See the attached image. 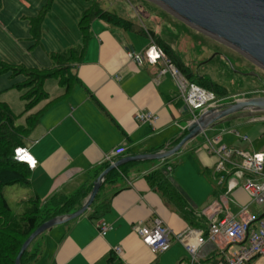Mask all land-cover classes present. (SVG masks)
Instances as JSON below:
<instances>
[{
    "label": "crops",
    "instance_id": "0c3cea01",
    "mask_svg": "<svg viewBox=\"0 0 264 264\" xmlns=\"http://www.w3.org/2000/svg\"><path fill=\"white\" fill-rule=\"evenodd\" d=\"M47 1L0 0V61L28 68H50L48 54L80 44L77 25L86 5L82 0H53L42 24L41 45L31 48L28 19L35 17ZM90 30L91 38L82 60L73 69L78 81L66 96H62L63 90L55 79L44 82L49 99L31 112L43 109L39 124L21 149L29 162L35 163L29 168L30 193L42 204L52 197L73 200L65 207L69 214L80 208L81 189L91 185L99 168L108 164L105 158L111 152L120 151L114 158L117 160L167 151L186 133L191 122L169 69L161 62L151 65L147 61L145 52L151 45H144L135 39V34L112 28L100 20L93 21ZM128 54L138 56L141 61ZM10 88L0 89V93L8 94ZM17 100L21 104L20 93ZM221 100H216L215 108L223 106L218 104ZM0 103L7 104L14 115L24 111L22 104L14 113L9 100L2 98ZM140 112L154 114L156 121L138 124L134 116ZM242 120L245 119L209 127L166 160L119 168L104 181L90 209L77 219L45 232L37 245L39 254L24 264H189L187 253L174 240V234L191 229L206 236L209 225L226 215L236 219L263 218L264 206L253 207L240 182L232 177L231 169L219 174L218 158L204 152L210 141L215 148L225 146L264 156V145L258 142L264 129L254 118L246 124H240ZM261 121L264 123V118ZM180 154L188 156L190 175L198 184L195 190L185 182L184 185L177 174L178 165L182 164ZM163 167L184 193L192 223L185 221L160 192L149 187L145 177ZM222 175L225 180L220 184ZM208 200L211 201L208 207L198 212L197 205ZM100 204H107L105 212L99 219H92L95 207ZM242 208H246L244 213ZM154 220H160L171 231L170 248L160 255L146 248L135 233L136 228L150 226ZM102 223L110 226L104 236L100 235ZM116 250L120 253L116 254ZM236 250L208 242L200 251V260L204 263L214 253L224 258Z\"/></svg>",
    "mask_w": 264,
    "mask_h": 264
},
{
    "label": "trees",
    "instance_id": "16d2710c",
    "mask_svg": "<svg viewBox=\"0 0 264 264\" xmlns=\"http://www.w3.org/2000/svg\"><path fill=\"white\" fill-rule=\"evenodd\" d=\"M82 1L86 5V8L81 13L77 25L80 33V44L59 53L48 54L51 63L50 68H27L23 65H11L0 61V75L8 74L11 78L22 77V80L12 85L10 89L17 90L20 93V100L24 103V111L19 115H14L7 104L0 103V264H14L20 248L27 238L40 225L50 219L69 215L67 213L68 209L65 210V207L73 201L61 197H52L42 204L39 198L33 194L26 200L20 202L23 206V211L16 214L11 210L3 194L4 189L11 186H20L29 189L31 171L25 163L16 161L14 154L16 150L25 148L30 134L39 124L43 109L33 113L31 112L38 104L49 99L48 94L43 89L44 82L50 78L55 79L63 90L62 96L69 94L74 84L78 81L73 71L74 66L82 60L84 51L91 38V25L95 20H100L104 24L123 32L147 36L152 42L155 40L152 31H145L130 20L120 17L117 13L103 10L99 5V0ZM52 3L53 0H48L35 17L28 19L30 41L32 42L31 48L41 45L42 24L46 15L51 10ZM155 43L169 60L170 64L189 83L212 93L216 100H227L228 93L225 88L211 82L205 77L196 75L193 68L184 66L175 51L166 43L157 39ZM51 103L52 101L46 106ZM226 105L228 103L223 104V106ZM217 108L219 107L217 106ZM25 114L28 115L25 117L23 124H19L18 120ZM185 135L186 133L176 140L172 144V147L177 145ZM107 167L108 165L105 164L99 168L94 175L91 185L86 189H81L79 194L81 195L82 202L90 194L96 178ZM115 174L116 171L109 173L106 180ZM145 179L149 187L160 192L161 196L175 207L185 221L192 223L193 216L186 209V197L173 181L166 167L152 171ZM97 197L98 194L95 200ZM81 201L79 204L80 208L82 206ZM106 207L107 204H100L95 207L91 218L99 219L105 212ZM37 239L31 243L27 251L23 254L20 264L33 261L37 257L39 249L37 247L33 249L32 247ZM223 260L224 258L214 253L204 263L216 264Z\"/></svg>",
    "mask_w": 264,
    "mask_h": 264
},
{
    "label": "built area",
    "instance_id": "2783aa9c",
    "mask_svg": "<svg viewBox=\"0 0 264 264\" xmlns=\"http://www.w3.org/2000/svg\"><path fill=\"white\" fill-rule=\"evenodd\" d=\"M128 56L138 62L141 61V58L133 54H128ZM145 56L151 65L161 62L169 69L175 79L179 96L190 114L191 121L196 120L202 112L215 104L216 99L212 93L202 90L183 78L156 46H151L145 52ZM134 120L138 124H153L156 116L149 112H140L134 116ZM205 148L209 154L218 158L216 170L219 174H225L226 168H230L232 177L240 182L250 203L264 206V156L262 154H249L225 146L215 148L210 141L206 143ZM20 153L22 152H16V161L24 160ZM119 154L120 151L115 150L106 156L105 161L111 165ZM30 167L32 168L33 165ZM224 180L225 175L220 176V184ZM228 191L227 188L226 192ZM245 211L246 208H242L241 213ZM109 230V225L105 223L100 225L101 236ZM135 233L141 243L155 255L163 254L170 248L171 231L160 220H154L150 226L136 228ZM173 237L185 249L189 264H203L200 260V251L208 242L237 249L216 264H255L257 261L264 264V218L257 220L241 216L236 219L226 215L220 221H214L209 225L206 236L200 231L187 229L174 234ZM119 253L120 251L116 250V254Z\"/></svg>",
    "mask_w": 264,
    "mask_h": 264
},
{
    "label": "water",
    "instance_id": "95a60500",
    "mask_svg": "<svg viewBox=\"0 0 264 264\" xmlns=\"http://www.w3.org/2000/svg\"><path fill=\"white\" fill-rule=\"evenodd\" d=\"M189 28L234 50L264 71V0H148ZM253 75V74H251ZM264 118V97L238 101L202 112L186 128V135L173 148L154 154L119 158L94 181L92 190L77 211L40 225L22 244L14 264H20L31 243L52 228L86 213L109 173L138 162H159L177 154L193 138L218 123Z\"/></svg>",
    "mask_w": 264,
    "mask_h": 264
},
{
    "label": "rangeland",
    "instance_id": "374dc122",
    "mask_svg": "<svg viewBox=\"0 0 264 264\" xmlns=\"http://www.w3.org/2000/svg\"><path fill=\"white\" fill-rule=\"evenodd\" d=\"M99 5L103 10L117 13L120 17L130 20L145 31H152L154 33L155 40L153 42L147 36L140 35H136L135 39L137 41L147 46L154 45L156 47V39L166 43L174 49L177 56L179 55L187 62L190 68L195 67L196 74L225 88L228 98L227 100L218 101V104H231L264 97L263 70L253 65L234 50L176 20L156 4L148 0H99ZM13 65L19 66L18 64ZM21 80L22 77L11 78L8 74L0 75V89H8L12 87L10 85H14ZM13 90L7 91L8 94L4 93L5 91L1 92L0 101L2 98L9 100L12 103V111L16 113L19 111L18 109L21 107V104L24 106V103L22 101H20L21 104L19 103V100H17L19 92ZM23 119L24 117L18 123L23 124ZM254 119L264 129V123L261 121L263 118ZM250 120H242L240 124L249 123ZM243 133L245 131H242L240 134L243 135ZM258 142L264 145V136ZM204 152L207 155V151L204 150ZM179 156L181 157L182 164L178 165L177 174L181 177L183 184L185 182L186 186L188 185L189 188L192 187L195 190L198 184L195 178L190 175L191 165L186 161L188 156L183 157L184 154H180ZM203 181L206 183L204 177ZM3 194L11 210L16 214L23 211V206L20 202L32 195L30 189L20 186L6 187ZM202 200L203 198H201ZM210 203L211 201L208 200V202L198 204L197 211L201 212ZM253 207H256V205ZM259 211L262 212L263 209H259ZM43 234L33 243L32 247L36 248L37 245H40L44 237Z\"/></svg>",
    "mask_w": 264,
    "mask_h": 264
},
{
    "label": "bare ground",
    "instance_id": "6f19581e",
    "mask_svg": "<svg viewBox=\"0 0 264 264\" xmlns=\"http://www.w3.org/2000/svg\"><path fill=\"white\" fill-rule=\"evenodd\" d=\"M190 144V143H189ZM24 159H25V161H26V159L28 160V158L26 157V156H24ZM28 162H29V160H28ZM29 163H31V162H29Z\"/></svg>",
    "mask_w": 264,
    "mask_h": 264
}]
</instances>
